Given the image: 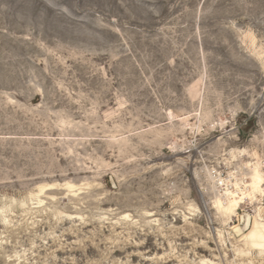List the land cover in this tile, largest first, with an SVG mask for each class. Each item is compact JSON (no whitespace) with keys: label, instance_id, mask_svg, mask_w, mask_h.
Instances as JSON below:
<instances>
[{"label":"rangeland","instance_id":"obj_1","mask_svg":"<svg viewBox=\"0 0 264 264\" xmlns=\"http://www.w3.org/2000/svg\"><path fill=\"white\" fill-rule=\"evenodd\" d=\"M247 217L264 0H0V264H264Z\"/></svg>","mask_w":264,"mask_h":264},{"label":"bare ground","instance_id":"obj_2","mask_svg":"<svg viewBox=\"0 0 264 264\" xmlns=\"http://www.w3.org/2000/svg\"><path fill=\"white\" fill-rule=\"evenodd\" d=\"M250 177V185L253 188V192H255V190L261 189V185L263 184V176L259 167L254 168L250 172ZM226 194L229 196L228 202H224L221 198H218L216 200V205L225 214H227L228 217L234 216L237 214L239 204L244 197L240 196L236 191H227ZM251 222L252 223L249 224V217H247V223L245 226L247 227L250 225V227L246 233H242V238H244L246 243L251 247L264 251V222L260 221L258 218H254V220ZM234 228L237 229L238 226L235 225Z\"/></svg>","mask_w":264,"mask_h":264}]
</instances>
